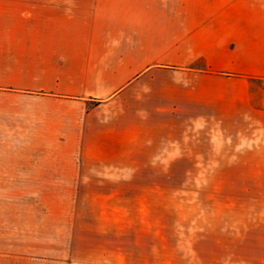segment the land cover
Instances as JSON below:
<instances>
[{
    "label": "crops",
    "instance_id": "1",
    "mask_svg": "<svg viewBox=\"0 0 264 264\" xmlns=\"http://www.w3.org/2000/svg\"><path fill=\"white\" fill-rule=\"evenodd\" d=\"M165 150L261 190L196 263L264 264V0H0V188L110 187Z\"/></svg>",
    "mask_w": 264,
    "mask_h": 264
},
{
    "label": "rangeland",
    "instance_id": "2",
    "mask_svg": "<svg viewBox=\"0 0 264 264\" xmlns=\"http://www.w3.org/2000/svg\"><path fill=\"white\" fill-rule=\"evenodd\" d=\"M164 152L110 187H17L28 183L6 172L0 264H197L199 235L228 224L215 216H254L252 198L261 190L252 174L237 172L236 157ZM93 227L110 235L86 245L84 228Z\"/></svg>",
    "mask_w": 264,
    "mask_h": 264
}]
</instances>
